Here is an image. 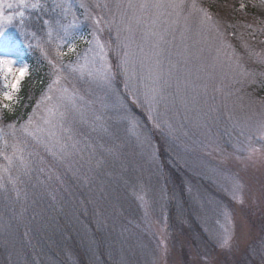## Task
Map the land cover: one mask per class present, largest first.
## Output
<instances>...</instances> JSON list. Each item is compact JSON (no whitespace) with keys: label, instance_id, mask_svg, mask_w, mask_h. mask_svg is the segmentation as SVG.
I'll list each match as a JSON object with an SVG mask.
<instances>
[{"label":"rangeland","instance_id":"1","mask_svg":"<svg viewBox=\"0 0 264 264\" xmlns=\"http://www.w3.org/2000/svg\"><path fill=\"white\" fill-rule=\"evenodd\" d=\"M241 1L264 21V0ZM76 2L81 19L72 23L75 26L63 47L38 43L52 66L43 95L19 126L0 127V177L22 159L16 155L24 148L21 143L27 146L26 141L33 145L34 157L41 156L42 147L48 156L53 147L60 146L56 154H63L62 169H70L64 163L74 153L62 145L80 114L103 118L92 123V129L99 123L120 125L130 119L135 125L129 136L138 140L144 168L152 166L149 157L159 161L169 154L182 158L191 171L187 189L194 194L191 212L181 211L169 228L166 216L150 218L144 187L142 222L138 231H131L137 244L144 242L145 251H138L139 264H264V96L257 97L244 78L245 63L250 64L253 55L260 56L256 63H264V49L252 50L249 61L241 58L234 38L228 36L226 6L223 11L219 7L209 10L204 0ZM8 3L13 4L11 9ZM237 6L238 10L242 7ZM27 8L20 7L18 0H5L4 15L11 14L12 20H0V55L11 59L14 69H28L18 41L11 37L13 31L19 35V13ZM236 22L238 27H249L245 21ZM254 26L259 28L254 24L252 30ZM70 47L74 50L69 51ZM61 52L65 54L58 55ZM240 79L245 82L235 86ZM7 83L0 74V108L11 106L16 97L17 91L12 99L3 95L10 91ZM131 105L149 116L146 121L152 128L136 124L138 117ZM154 109L158 123L151 119ZM149 128L157 139L153 145ZM163 134L175 139L169 152L161 150L158 140ZM99 149L93 148L92 153L105 155L103 151L111 150L105 145ZM141 160L138 164L142 165ZM144 173H140L141 182L154 193L156 182ZM49 175L43 176L46 183ZM226 234L230 239L225 245Z\"/></svg>","mask_w":264,"mask_h":264},{"label":"trees","instance_id":"2","mask_svg":"<svg viewBox=\"0 0 264 264\" xmlns=\"http://www.w3.org/2000/svg\"><path fill=\"white\" fill-rule=\"evenodd\" d=\"M37 1L38 7H28L20 16L19 35L15 31L11 33L19 43L28 72L21 80L11 106L0 108L2 128L19 126L50 81L52 66L38 43L43 41L45 45L54 46L55 42L57 49L74 28L75 24L71 26L74 20L81 19L82 10L76 0ZM204 2L209 10L219 7L223 11L226 6L223 12L229 17L226 21L228 36L234 38L236 49L243 55L241 58L249 61L252 50L254 53L258 46L264 49V21L246 2ZM238 3L242 5L240 10ZM238 20L245 21L249 27H238ZM254 24L259 28L254 26L252 30ZM48 25L53 35L52 30L49 32L50 27L46 29ZM259 57L253 55V65L252 61L245 63L246 82L244 78L235 81L238 86L243 80L247 88L254 89L257 97L264 96V63L258 64ZM131 109L138 117L134 119L138 126L143 127L145 123L153 127L146 121L149 116L137 105H131ZM153 113L151 119L160 122L155 109ZM101 120L103 118H94L88 113L80 114L67 131L62 146L74 153L64 163L65 166L69 164L70 169H62L59 159L63 154H56L60 146L53 147L48 156L42 147L41 156L34 157L33 145L27 141V146L20 144V148H24L16 156L22 159L0 177V264H139L138 251H145L142 249L145 248L144 242L137 244L131 231H138L137 225L142 222L140 200L144 187L149 195L150 218L152 215L158 219V215L166 216L169 226L181 211L184 214L191 212L194 194L193 190L187 189L191 185V171L182 164L184 160L176 159L172 154L160 161L156 156V160L149 157L152 166L146 165L145 169L138 140L129 136L134 123L125 119L120 125L99 123L100 126L92 129V123ZM119 126L120 132L117 130ZM152 130H148V137L152 139L150 145L157 143ZM4 132L8 134V131ZM158 141L164 152L175 147V139L167 134L160 136ZM7 142L10 151L13 150L10 141ZM103 145L111 150L103 151L105 155L92 153L93 148L100 150ZM139 159H142V165L138 164ZM27 169L31 171L26 172ZM142 171L146 179L156 182L153 186L158 188L154 190L155 194L150 186L141 182ZM46 172L51 175L48 183L43 180ZM58 182L60 184L54 186ZM122 223L123 226H119ZM137 234L143 239L140 233Z\"/></svg>","mask_w":264,"mask_h":264},{"label":"snow or ice","instance_id":"3","mask_svg":"<svg viewBox=\"0 0 264 264\" xmlns=\"http://www.w3.org/2000/svg\"><path fill=\"white\" fill-rule=\"evenodd\" d=\"M18 4L20 7H31V8H36L38 7L37 4H28L27 0H18ZM4 6H5V0H0V20H7L11 22L12 20V15L5 16L4 15ZM131 6V5H129ZM142 7H147V5H141ZM7 7L11 9L13 7L12 3H8ZM19 15L22 17L24 13L21 11ZM74 48H69V51H73ZM65 53H58V55H64ZM28 69L26 67H19L14 69V62L11 59H8L6 56L0 55V74L4 75V78L7 83V87L10 89L8 92H4L3 95L7 97L8 99H12V93L14 91L19 90V85L22 80V78L27 74ZM91 74V73H90ZM9 76H13V80H9ZM108 77L105 76V79ZM62 115V114H61ZM31 123V121H29ZM27 131V129H25ZM238 187V186H237ZM230 237L226 234L223 240V244H227L229 241Z\"/></svg>","mask_w":264,"mask_h":264}]
</instances>
